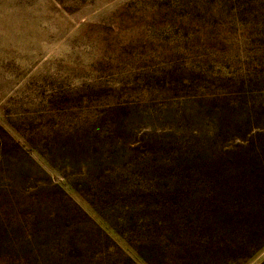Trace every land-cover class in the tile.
Listing matches in <instances>:
<instances>
[{"label":"rangeland","instance_id":"rangeland-1","mask_svg":"<svg viewBox=\"0 0 264 264\" xmlns=\"http://www.w3.org/2000/svg\"><path fill=\"white\" fill-rule=\"evenodd\" d=\"M0 264H264V0H0Z\"/></svg>","mask_w":264,"mask_h":264}]
</instances>
